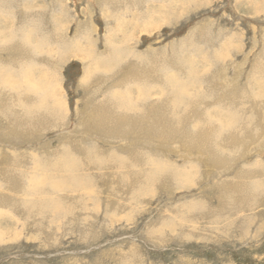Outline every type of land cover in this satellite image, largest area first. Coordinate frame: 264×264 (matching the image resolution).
Wrapping results in <instances>:
<instances>
[{
	"label": "rangeland",
	"instance_id": "374dc122",
	"mask_svg": "<svg viewBox=\"0 0 264 264\" xmlns=\"http://www.w3.org/2000/svg\"><path fill=\"white\" fill-rule=\"evenodd\" d=\"M0 264H264V0H0Z\"/></svg>",
	"mask_w": 264,
	"mask_h": 264
},
{
	"label": "bare ground",
	"instance_id": "6f19581e",
	"mask_svg": "<svg viewBox=\"0 0 264 264\" xmlns=\"http://www.w3.org/2000/svg\"><path fill=\"white\" fill-rule=\"evenodd\" d=\"M19 53H20V52H19ZM28 55H31V54L28 53ZM20 56H23V55H20ZM27 58H28V57H27ZM23 61H24V60H23ZM23 61H22V62H23ZM15 64H16V63H15ZM16 65H17V64H16ZM23 65H24V64H23ZM149 69H151V68H149ZM145 109H146V108H145ZM107 110H109V109H107ZM105 111H106V110H105ZM120 111H121V110H120ZM161 112H162V111H161ZM110 113H111V112H110ZM115 113H116V112H115ZM121 113H122V112H121ZM108 115H109V114H108ZM131 115H132V114H131ZM100 116L102 117V115H100ZM108 117H109V116H108ZM108 117H107V118H108ZM110 117H111V116H110ZM112 117H113V116H112ZM126 117H127V116H126ZM138 117H139V116H138ZM103 119H104V118H103ZM113 119H114V117H113ZM160 119H161V118H160ZM160 119H159V120H160ZM163 119H164V118H163ZM111 120H112V118H111ZM118 121H119V120H118ZM123 121H124V119H123ZM123 121H122V122H123ZM113 122H114V121H113ZM104 125H105V124H104ZM107 127H108V126H107ZM113 127H114V126H113ZM105 128H106V126H105ZM115 129H116V128H115ZM155 130H157V129H155ZM200 135H201V134H200ZM208 136H209V135H208ZM207 138H208V137H207ZM208 141H209V140H208ZM224 142H225V141H224ZM225 143H226V142H225ZM229 143H230V142H229ZM230 144H231V143H230ZM206 145H207V144H206ZM226 145H228V144H225V146H226ZM203 147H204V146H203ZM208 147H209V145H208ZM227 147H228V146H227ZM206 148H207V147H206ZM209 150H210V149H209ZM88 151H89V150H88ZM85 154H86V153H85ZM68 155H69V154H68ZM90 155H91V154H90ZM115 155H116V154H115ZM131 155H132V154H131ZM80 159H81V158H80ZM88 159H89V158H88ZM65 160H66V159H65ZM73 161H74V160H73ZM76 161H77V160H76ZM81 161H82V160H81ZM74 162H75V161H74ZM78 162H79V161H78ZM16 171H17V170H16ZM141 174H142V173H141ZM138 180H139V179H138ZM137 183H138V182H137ZM41 188H42V187H41ZM36 190H37V189H36ZM254 198H255V197H254Z\"/></svg>",
	"mask_w": 264,
	"mask_h": 264
}]
</instances>
